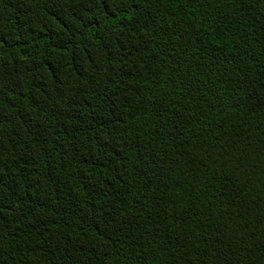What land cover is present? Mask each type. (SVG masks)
I'll use <instances>...</instances> for the list:
<instances>
[{"label":"trees","instance_id":"trees-1","mask_svg":"<svg viewBox=\"0 0 264 264\" xmlns=\"http://www.w3.org/2000/svg\"><path fill=\"white\" fill-rule=\"evenodd\" d=\"M0 264H264V0H0Z\"/></svg>","mask_w":264,"mask_h":264}]
</instances>
